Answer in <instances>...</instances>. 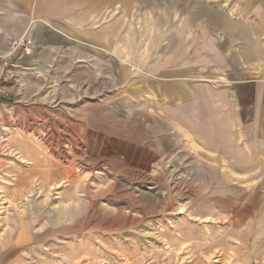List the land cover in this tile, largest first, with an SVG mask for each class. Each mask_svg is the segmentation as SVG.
I'll list each match as a JSON object with an SVG mask.
<instances>
[{
  "label": "rangeland",
  "instance_id": "374dc122",
  "mask_svg": "<svg viewBox=\"0 0 264 264\" xmlns=\"http://www.w3.org/2000/svg\"><path fill=\"white\" fill-rule=\"evenodd\" d=\"M156 1L57 0L7 82L0 264H264L263 0Z\"/></svg>",
  "mask_w": 264,
  "mask_h": 264
},
{
  "label": "crops",
  "instance_id": "0c3cea01",
  "mask_svg": "<svg viewBox=\"0 0 264 264\" xmlns=\"http://www.w3.org/2000/svg\"><path fill=\"white\" fill-rule=\"evenodd\" d=\"M56 1L57 0H0V51H5L7 47V40L3 36L10 37L14 35H21L27 28H28L27 34L33 39L34 48L36 49L40 43H44V37L46 36V32L53 31V33H58L56 30L57 29L56 27L58 25L56 21H58L59 18H61L60 14H62L65 22V24L63 25L65 31L61 34H63L64 37H68L66 35L68 34L66 32V29H72L71 21H70L71 8L70 6H66L65 4H57ZM94 1H95V5L97 6L103 3H108L112 5L122 1L128 2L129 3L128 5H130L131 3V0H94ZM144 3L151 6L152 3L155 4L157 3V1L156 2L153 1L151 3V0H144ZM218 38L220 40H223L224 36L219 35ZM37 54L38 53L33 52L31 56L23 59L22 66L19 67L17 70H15V78L13 79V81L17 80L16 81L17 83L18 82L17 77L19 75H23L25 73L24 71L29 69V66H32V70L35 69L34 70L35 72H33L34 74L32 73V75L35 74L37 76L42 75V72H40V70L44 66V63L40 64V62L49 61L50 55H48L47 58H45V57H40L39 54L38 55ZM53 65L55 66L54 62ZM47 66L48 67L50 66V62L47 63ZM246 83L247 84H243L242 86H237V92L240 93L239 99L243 98L241 92H244L245 90L244 88H249L248 84H251L252 82H246ZM6 84L4 85V87L6 86ZM206 86H210V85H206ZM254 88L255 90L258 89L256 90V92L257 94H259L260 92L259 86L255 85ZM165 90H167V88H165ZM183 90L184 89H182V91ZM209 100H210L209 103H211L210 106L213 108L214 99H212L211 97L209 98ZM178 120L179 119H177V121ZM184 124H191L192 132H194V135H196L197 133L198 136L195 137L199 139L201 134L200 132L207 134L215 133V128H214L215 120L205 124V122H202L201 119L194 120V118L192 117V120H190V122L188 120H183L182 125ZM105 134L107 135L108 138H110L111 143L117 144L119 147L126 148L128 154L130 155H131V149L133 150L141 149V147L138 144L131 143V140L126 141L125 139H122L119 136L111 135L107 132H105ZM208 139L210 140V137H208ZM102 143L103 142H101V145ZM122 148H118V151H116L117 152L116 155L122 157L123 154ZM142 150H144V148H142Z\"/></svg>",
  "mask_w": 264,
  "mask_h": 264
},
{
  "label": "built area",
  "instance_id": "2783aa9c",
  "mask_svg": "<svg viewBox=\"0 0 264 264\" xmlns=\"http://www.w3.org/2000/svg\"><path fill=\"white\" fill-rule=\"evenodd\" d=\"M27 31L28 28L21 35L3 36L7 40V47L5 51H0V102L4 85L15 78V70L22 66L23 59L34 52V41Z\"/></svg>",
  "mask_w": 264,
  "mask_h": 264
}]
</instances>
